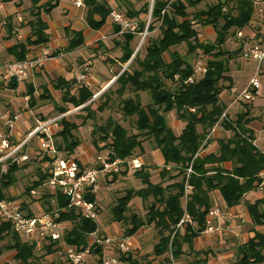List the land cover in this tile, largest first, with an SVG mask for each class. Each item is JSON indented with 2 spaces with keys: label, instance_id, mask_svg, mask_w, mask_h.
<instances>
[{
  "label": "trees",
  "instance_id": "1",
  "mask_svg": "<svg viewBox=\"0 0 264 264\" xmlns=\"http://www.w3.org/2000/svg\"><path fill=\"white\" fill-rule=\"evenodd\" d=\"M203 1L153 0L152 3H145L138 10L131 8L126 12V16L123 15L136 25L135 33L126 32L118 35L122 37V41L116 43L120 50L117 62L128 66L117 74L114 84L118 87L111 92V85L99 95V99L103 101L95 111L89 109L90 105L83 106L89 102L92 104V98L100 89L95 88L93 91L89 86L75 80L71 82L57 79L51 83L54 90L61 92L62 105L56 106L57 115L83 107L79 111L82 113L81 116L86 114V118L95 123L94 112H103L109 108L114 102L112 95H115L122 116L135 117L136 133L129 134L112 118L106 119L102 125L106 131L103 138L107 139L105 141L102 139L101 152H103L102 156H108L110 161L134 159L136 150L142 152V143L149 139L152 140L154 148L160 151L165 165L160 172L161 183L152 184L149 173L140 169L135 175L143 187L138 190H126L123 196L116 198L110 214L112 222L123 225L125 238L131 237L143 226H153L159 237L153 253L155 257L167 255L168 257L163 259L165 264H171V258L175 259L183 254L181 251L183 243H188L204 231L205 217L210 210L207 193L216 189L227 208L238 205L245 194L256 190L259 186L258 175L264 161V152L258 151L252 143V133L247 127L252 119H246L247 111L243 116L232 120L221 101V95L232 87L231 76L228 74L229 62L241 50V44L234 51L224 50V45L232 29L242 32L251 23L254 12L253 1L237 0L234 4V0H216L205 9L197 10ZM30 2L31 19L28 21L30 33L25 43L18 42L7 50L8 55L15 61H23L27 58L26 45L40 46L49 42L48 25L43 20L42 14H49L60 0H30ZM110 2L85 0L84 17L89 29L98 31L107 23L110 13L113 12L114 2ZM232 4L234 5L231 6ZM150 5L151 10H149ZM142 15L149 16L150 21H143ZM197 27H210L214 35L213 42L205 43L201 40ZM112 28L115 34L119 33L120 27L112 23ZM12 30L11 18H8L7 37L12 36ZM154 30L158 31L157 36L149 35ZM145 31L146 36L141 51L135 53L132 47L135 35ZM69 32L71 35L67 46L57 50L53 57L63 51L65 52L63 54H71L83 46L82 31L68 30L67 33ZM181 45L186 47L183 55L174 49ZM187 57H192V62H189ZM200 57H206L203 64L200 62L203 60H200ZM132 64L135 67L129 72L128 68ZM196 65L204 66L205 73L196 72ZM10 83V88L15 90L18 86L17 82L10 80ZM75 83L78 86L73 93L71 88ZM26 89V97L31 106L34 90L30 84L26 85ZM128 91L134 93L132 97L125 96ZM142 95L145 99L141 102ZM46 97L50 98V95ZM249 104L252 105V102H247L244 106ZM243 110H246L245 107ZM169 112H174L176 120L182 125L177 132L167 122L166 115ZM223 114L225 116L221 118ZM84 124L85 120L78 124L65 117L53 134L57 149L65 152L75 161L77 160L73 154L79 146V140L74 132ZM94 126L95 124L91 134L101 128ZM215 126H222L229 133V137L219 139L215 152H208L205 140ZM225 163H231L230 170L223 168ZM26 164L27 162L19 166L11 164L5 173H0V201L4 199L2 191L15 183V174L25 169ZM171 164L177 173L169 174L170 181L163 187L162 181L170 172L166 167ZM189 165L192 173L187 183L191 190L187 193L186 203H183L185 173ZM125 173L126 170L112 174L109 183H114L118 176ZM36 177L35 186L42 187L46 183L47 175L38 168ZM176 178L180 180L174 181L173 179ZM48 194L55 201L56 221L71 224L70 232L63 239L65 249L75 246L80 251L88 249L89 252L100 255L101 248L98 245H88L89 235L97 230L96 222L83 218L78 211L69 208L68 199L61 194ZM133 197H138L143 202L152 198L153 201L143 217L129 213L128 203ZM84 198L88 202H96V196L93 194L88 193ZM21 209L27 210L29 216L32 215L25 205H21ZM245 209L253 226H261L263 233L255 229L251 230L252 236L237 247L234 264H264V198L253 204H246ZM184 212L191 218L194 226L184 225L182 235L176 229V225ZM6 240L8 241L0 247V257L3 253L12 251L13 259L20 264H33L36 260L34 246L23 242L10 224L0 220V242ZM55 245L56 242L51 243L46 254H50ZM121 260L127 264H138L127 254L123 255ZM188 264H206V260L200 259V253L195 252Z\"/></svg>",
  "mask_w": 264,
  "mask_h": 264
},
{
  "label": "rangeland",
  "instance_id": "2",
  "mask_svg": "<svg viewBox=\"0 0 264 264\" xmlns=\"http://www.w3.org/2000/svg\"><path fill=\"white\" fill-rule=\"evenodd\" d=\"M109 1H113L114 3L112 4L113 6V12L120 14L121 16H126V12L130 11L131 8H133L134 10H138L140 9L145 3H151V0H109ZM237 0H234V4ZM253 4H254V12H253V17H252V21L249 24V26L245 29H243V31H236L235 29H232L229 33V36L227 38V42L224 45V50L227 51H234L237 50L238 47L242 46V43L245 42L247 44H256V43H262L264 44V0H252ZM16 2H20V7H21V12H20V17L22 18V22H28L30 18L29 16V8L26 9L29 5H30V0H14V1H6L3 2V0H0V10L1 5L4 4L5 7L7 8L8 12H11L13 10V6L16 4L18 5ZM216 0H204L202 3L199 4V6L197 7V10H203L206 8V6H208L209 4L215 3ZM234 4H232L231 6H233ZM230 6V7H231ZM150 10V8H149ZM85 12V9L83 10V13ZM189 12H193V10H189ZM25 15H23V14ZM6 16V21L9 18V16L7 14H3L0 16ZM85 15H83V21L85 23ZM48 21L49 23H52L54 26V32L57 35H60V29L66 25L67 23H73V21H70L69 18L63 14V10L62 7L57 5L56 7H54L49 15H47ZM79 18V17H78ZM14 19H16V16L14 15ZM77 19V18H76ZM141 19L143 21L149 22V16H145L142 15ZM108 22H111L110 17L108 18ZM71 23V24H72ZM112 23V22H111ZM86 30H88V33H86L83 36V40L84 43H91L92 38L95 36V31H89V27L85 24H82ZM114 25V24H113ZM156 26L158 24H155ZM198 28V27H197ZM198 34L201 40H203L205 43H212L214 40V35H213V31L211 30L210 27H205V28H198ZM238 32H241V34H243V40H239V37L236 36V34ZM110 34H105V38H101L102 40H104L105 42L110 43V48H107V46L105 44H103L104 46H98L96 44H94V48L92 50H89L90 48H85V47H80L78 50L74 51L78 52V56H76V58L79 61L84 62V59H87L88 61H91L93 59V69H92V73L94 74V77L97 78L99 81H103V77H107V72L106 69L104 67V64L101 61V58H105L107 57L108 54H110L112 57L116 58V56H120V50L117 47L118 45H115L118 41L117 38H112L111 36L113 35L114 32H112V29H110ZM158 31L154 30V32H152L149 35H153V36H157ZM67 37H69L71 34L69 32L66 33ZM148 35V36H149ZM242 37V36H241ZM121 40V37L119 38ZM145 40V37H142V34H136L135 35V39L132 42V47L135 51V53L137 51H141V45L143 44ZM119 43V42H118ZM87 46V47H88ZM114 46V47H113ZM66 47V46H65ZM62 47L61 49L65 48ZM176 49L178 52H180L182 55L185 53L186 51V47L184 45H181L179 47L174 48ZM60 50V49H58ZM61 53V52H60ZM65 53L64 51L61 53V55L59 54L57 57H52L53 54H55V52H53L51 54V57L54 61V59L56 60H64L63 63H66L67 60L65 59H71L68 55L63 54ZM72 53V54H74ZM241 50L239 53L235 54L232 58V60L229 62L230 65V70H229V76H231V80H232V87L228 90V93L230 94V90H234L237 91L238 93H240L241 91H243L244 89L247 88V86L249 85V82L251 79H256L260 82L261 84V88L259 90V95L253 98V100H251L252 105H246L244 106V104H247V102H239L237 104H239V107L241 108L242 105L245 107L246 110H241V112L238 115V118L243 116L245 114V111H247V114H245L246 119H252L255 120L254 123L252 124L255 132H256V144L258 147L263 148L264 149V127L262 126V124L264 125V65L262 66L260 72L257 75L256 78V64L254 61H247L244 60L241 57ZM143 55V53H141ZM96 55V57H95ZM142 55H140L142 57ZM94 58H99V59H94ZM206 58V57H205ZM205 58L200 57V62L203 64ZM166 59H168V56L166 55ZM198 59V58H197ZM112 62L114 63L113 59H111ZM187 60L189 62H192V57H187ZM13 61V60H11ZM79 65L81 64H76V67L71 66V69L74 71H80V72H84L85 68L84 67H80ZM113 65V64H112ZM125 66V68H127L128 64L123 65ZM121 67V66H120ZM135 67V65H131L128 68V71L131 72L132 69ZM114 68V66H113ZM121 70V69H120ZM118 71V70H117ZM1 72L4 74V70L2 69ZM33 72V71H32ZM39 76H41L39 74ZM30 78V76H29ZM29 78H26L23 82V84H26V82L29 80ZM42 79V77L40 78V80ZM50 79L45 77L43 78L41 81L44 82V84L42 83L41 88H39V86H36V90L38 92V96H36L37 98H35L34 96V100L31 101L32 103V107L29 105V103H27V98H24V93L21 92V88L19 89H15L12 90L10 88V81L8 80H3L5 82H0V130L2 132L5 131V127H4V120L3 117L5 115L8 114H13V115H17L18 116V120H17V125H19L20 127H22V123L25 122L27 124V122L29 121V124H31V126H33L34 122L33 119L30 118V120H26V112L25 111H30L33 110L32 113L34 115V117H36V119H46V118H51L54 116H57V113H55V110H52L50 112H48V110H50L51 108L54 109L55 106H57L56 102H58V100H55L54 97L47 98L46 96L49 94L48 91L45 89V86H49V81ZM51 82V81H50ZM221 86L223 84H220ZM23 86V85H22ZM170 86V85H169ZM118 86L116 84H112V86L110 87V91L113 92ZM93 91H95V88H92ZM108 89V88H107ZM46 91V92H45ZM73 91V90H72ZM73 93H75L73 91ZM102 93V92H101ZM133 92L128 91L125 96L126 97H132L133 96ZM44 96L43 98H38L40 96ZM114 102L111 103V106L109 108H107L106 110H104L103 112H94V122L92 123L90 119L86 118V114H83V116H81V112L79 113V111H81V109L83 107L89 106V109L91 108L92 111L96 110V107L99 105L100 102H102L103 100L99 99V94H97V96L93 99V103L89 104L87 103L85 106L81 107V109L76 112L78 113L76 114H72L69 116H66L67 119L69 121H71L72 119H76L77 123L79 124L82 120H85V125L80 126V128L77 129V135L80 141V146L77 147V153H75V155H81L84 153V149L83 147L85 146L87 148V151H91L92 153L95 154V156L100 152V154L102 155L103 152L102 148H101V142L103 141L102 139H104V141L107 139L106 137L103 138L104 135H106V131L102 128V125H104L106 119L108 118H112L113 120H115L117 123H119L121 126H123L129 134L131 133H136L137 131L135 130V117L133 118H129V117H124L121 114L120 111V106L118 104V98H116L115 95H112ZM141 102L142 99H145V96H141ZM37 105V107H35ZM60 105V104H58ZM232 105H230L229 107H231ZM34 108V109H33ZM37 108H39L37 110ZM238 108V107H236ZM234 109H231L230 112H233ZM97 117V119H96ZM175 113L174 112H169L166 115L167 118V122L172 123L176 118H175ZM85 118V119H84ZM257 120V121H256ZM93 124H95L94 127H101L99 129H97L96 131H94V134L92 133V128H93ZM181 127V124H180ZM24 134H22V136H25V132H23ZM74 135H76V132H74ZM95 136V137H94ZM76 137V136H75ZM93 138V142L95 143H99V145H97L96 147L92 144V139ZM77 138V137H76ZM150 141L151 143L152 140H147ZM19 142L16 141V138H11V145L13 147H15L16 145H18ZM37 140L36 139H32L28 145V149H25V152L28 154V162L26 164V168L23 170H26V172H24L23 170L19 173L16 174V178L17 181L16 183L11 186L10 188H8L7 190H3L2 191V195H3V200H6L8 202H12L14 203L16 206L21 207V205H25L29 211H31L34 214H40L43 212H50L55 210L56 206H55V201L53 198H50V195L48 193L49 190L47 187L42 186L37 188L34 184V182L37 180V170L38 168L40 170H42V166H41V162L39 161L37 157L38 156V150H37ZM99 149L98 153L96 151V149ZM144 149V153L140 159V161L142 163L145 164H150V165H158L161 163V158L162 155L158 150H153L152 145L149 143H145L143 146ZM65 153V152H64ZM66 154V153H65ZM76 155V156H77ZM161 157V158H160ZM134 173V171H130L129 174L132 175ZM26 190L28 192H26ZM35 203V204H34ZM34 204V205H32ZM31 207V208H30ZM106 214L108 215V212H106ZM98 215V214H97ZM96 221L100 224V218L96 217ZM63 238L62 240H60L59 242L56 243V245L51 249V253L50 254H46L47 253V248L49 247V245H44L42 248L39 249H34V255L36 257V260L33 262V264H67L68 263V259H67V253L65 251V245L63 243V239L64 236L67 235L70 230H71V224L69 223H64L63 225ZM247 229V227L245 226L243 228V230L245 231ZM261 232H263V228H260ZM103 232L101 231V229L99 228L98 231V235H102ZM245 239V237H242V240ZM6 241L0 242V247L2 245H4ZM94 243V239L92 237L89 236L88 238V245L91 246ZM13 252H5L3 253V255L0 257V263L1 264H20L18 261L14 260L12 257ZM110 256H112L113 258H115L117 260V264H118V260H120V256L123 253L118 252L115 248H113L110 251ZM108 254V255H109ZM82 260L80 262V264H101V262L99 261L100 259V255L93 253V252H89L88 249L85 252H82Z\"/></svg>",
  "mask_w": 264,
  "mask_h": 264
},
{
  "label": "crops",
  "instance_id": "3",
  "mask_svg": "<svg viewBox=\"0 0 264 264\" xmlns=\"http://www.w3.org/2000/svg\"><path fill=\"white\" fill-rule=\"evenodd\" d=\"M107 3H111L109 0H104ZM4 2V1H3ZM18 5L13 6V10L11 12L7 11V8L5 7L4 4L1 5V10L0 14H7L9 16V19L11 18V23L12 26L16 23V20L14 19L15 16H20L21 12V7H20V2H16ZM59 6L62 7L63 14L66 15L70 21H73V23H67L60 29V35H57L54 32V26L52 23H49L47 15L49 14H42L43 20L47 23L48 25V30L47 33L49 35V42L45 45H40V46H32V45H26V57L27 59H36L40 56L41 51L44 49H47L51 54L53 52H57L58 49H61L62 47L67 46L69 37H67L66 33L67 31H82L83 36L88 33V30L82 25L85 24L83 21V15H85V12L83 13V10L76 9L72 6V4L69 2V0H60ZM31 7V2L30 5L26 8L28 9ZM23 14V13H22ZM26 14V13H25ZM23 14V15H25ZM79 17V18H78ZM77 18V19H76ZM110 29H112V23L108 22L98 31H95V36L92 38L91 43L88 46V43H84L83 47L85 48H90L89 50H92L94 48V44L98 46H104L105 44L107 48H110V43L105 42L101 38H105V34H110ZM89 31H92L89 29ZM29 26L28 22H22L20 24V36L21 38L18 39L17 36L13 33L11 37H7L6 34V29L0 31V82L3 80H13L11 78H8L3 75L1 72L2 66L11 61L14 60L10 55H8L7 50L14 46L16 43H25L26 38L29 35ZM112 38H117L118 42L122 41V37L118 36V34L113 33L111 36ZM121 37V40L119 39ZM103 38V39H104ZM116 45V44H115ZM88 46V47H87ZM114 47V46H113ZM74 53V52H73ZM61 55V54H60ZM71 59H65L67 60L66 63H63L64 60H55L49 59L43 63V65L39 68H35L30 72V78L26 82V84L22 83H17L18 86L16 89L21 88V92L24 93V98L26 97V85L30 84L34 90L33 92V99L34 96H38V92L36 90V86H39L41 88L42 82L41 80L45 77L49 78V86H45V89L48 91V95H51V97H54L55 100H58L56 102L57 106L62 105L61 103V92L58 90H54L52 88V81L57 80V79H65L68 81H73L74 79V74L77 72V70L74 71V69H71V66L76 67V64H81L79 65L80 67H84L85 70L90 74L88 77V82H89V87L90 88H97L100 89L98 94L100 95L101 92L105 91L107 88H109L113 82L115 81L117 74H120L123 70H125V66L120 65L117 61L119 56H116V58L112 57L110 54L107 55L105 58H101L102 63L104 64V67L107 72V77H103V81H99L97 78L94 77V74L91 72L93 69V59L91 61H88L87 59H84V62L79 61L76 56H78V52H75L74 54H67ZM96 57V55H95ZM94 59H99V58H94ZM114 63H112V60ZM113 64V65H112ZM114 66V68H113ZM121 66V67H120ZM121 69V70H120ZM118 70V71H117ZM39 74L41 76H39ZM42 79L40 80V78ZM51 81V82H50ZM5 82V81H3ZM23 85V86H22ZM78 85L75 83L71 89H74ZM43 89V88H41ZM72 91V90H71ZM40 98V97H38ZM221 101L225 105V109L228 111V115L232 120H235L238 118L239 113L241 110L244 109V107H239V104L231 105L232 101V96L228 92H224L221 95ZM27 103H28V98H27ZM60 104V105H58ZM37 107V105L35 106ZM238 107V108H236ZM56 106L48 110V112L55 110ZM34 109V108H33ZM39 108H37L38 110ZM80 108H76V110L73 111V109H70L67 113L68 116L72 115L73 113L78 112ZM231 109H234L233 112H230ZM33 110L30 111H25L26 112V120H30V118L33 119V126L35 125V120L36 117H34ZM176 118V117H175ZM44 120V119H42ZM71 121H74L77 123L76 119H72ZM255 120L249 122L247 127L249 128L250 132L252 133V143L256 147V149L260 152H264L263 148H260L257 146L256 142V132L252 126ZM257 121V120H256ZM169 126L177 132L182 128V125L180 127V123L175 119L172 123H169ZM85 125V124H84ZM31 124H29V121L27 124L25 122L22 123V127L17 125V132L19 134H24L23 132L27 133L29 130L32 129ZM264 127V125L262 124ZM80 128V127H79ZM213 137H212V143L211 144H206L208 145L206 148L208 152H215L217 149V141L221 138H227L229 137V133L225 131L222 126H215L212 130ZM211 133V132H210ZM76 137L78 138L77 132H76ZM95 137V136H94ZM92 139V144L96 147L99 145V143L93 142ZM145 143H149L152 145L153 150H158L154 148L153 143L150 141H144L142 143V149ZM79 146H80V141H79ZM84 153L81 155H75L77 153V149L75 150L73 157L83 166H92L93 161L95 158L100 154L98 153L99 149L95 148L97 151V155L95 156L94 153L91 151H87V148L84 146ZM159 151V150H158ZM160 152V151H159ZM207 152V153H208ZM144 153V149L142 152L139 150H136V153L134 156V159H137L140 164L142 170L146 171L150 175V182L152 184H159L161 183V177H160V172L162 169L165 168L164 165V159L163 157L161 158V163L158 165H148L145 163H142L140 161L142 155ZM27 167V166H26ZM170 170V172L165 175L164 180L162 181V186L165 187L169 181L170 177L168 175H174L177 173V170H174L175 167L172 166V164L168 167H166ZM223 168L225 170H230L231 169V163H225L223 164ZM134 170V169H126V173L124 175L118 176L117 180L114 183H109L112 179V174L110 175H105L101 179V185L99 192L96 196V204H97V217L100 218V224L95 220L97 224V234L99 231V228L103 232L102 235H110L115 237L116 239H122L125 238L123 235L124 232V227L123 225L117 223V222H112L111 220V214L110 210L114 205V202L116 198L121 197L124 195L126 190H138L142 188V184L140 180L136 177V173L140 170ZM22 170L18 171L17 173L21 172ZM26 172V170H23ZM130 171H134L132 175L129 174ZM16 173V174H17ZM15 174V176H16ZM174 181H179L180 178L173 179ZM17 181V178H16ZM15 181V183H16ZM14 183V184H15ZM13 184V185H14ZM12 185V186H13ZM203 189V188H202ZM190 192V191H189ZM207 196L210 201V209H218L220 210L226 220L230 221L232 223V231L229 233H221V234H208L202 231V233L194 238L193 240H190L188 243H183L181 245V251L183 254H181L179 257L172 259L171 258V264H188L192 259L193 255L195 252L200 253V259H205L206 264H234L235 258H236V249L240 245L244 244L251 236V230L255 229L256 231L261 232L260 228L261 226H253L250 217L246 213L245 205L246 204H253L256 201H260L262 198H264V188H260L259 186L257 187L256 190L251 191L243 196L241 199L240 203L234 207L227 208L223 200L221 199L219 192L216 189L211 190L210 192L207 193ZM152 198H149L147 201H142L138 197H133L129 203H128V209L129 213H135L138 216H142L146 214V209L152 202ZM184 203V201H183ZM35 204V203H34ZM32 204V205H34ZM31 208V207H30ZM108 212V215L106 214ZM192 224V223H191ZM194 226V224H192ZM247 227V229L244 231L243 228ZM180 233L183 235V228L181 227L178 229ZM101 236V235H100ZM245 237V239L242 240V237ZM158 235L156 230L153 228V226H143L139 230H137L131 237H128L129 243H130V248L127 252H120L115 245H111L106 247L105 252L107 254L110 253V251L115 248L118 252L123 253L120 256V260H118V264H127L126 262L121 260V257L125 254L127 256H131V259L136 261L138 264H165L163 259L165 257H168L167 255L165 256H158L155 257L153 253V248L154 245L158 242ZM21 239V238H20ZM22 240V239H21ZM23 241V240H22ZM24 242V241H23ZM190 245V247H189ZM101 248V254L104 252L103 247L99 246ZM35 249V248H34ZM34 252V250H33ZM191 253V254H190ZM110 255V254H109ZM12 257H14V252L12 254ZM100 261V259H99ZM1 264V263H0ZM68 264V263H67ZM117 264V262H116Z\"/></svg>",
  "mask_w": 264,
  "mask_h": 264
},
{
  "label": "built area",
  "instance_id": "4",
  "mask_svg": "<svg viewBox=\"0 0 264 264\" xmlns=\"http://www.w3.org/2000/svg\"><path fill=\"white\" fill-rule=\"evenodd\" d=\"M72 6L79 10L85 9V0H69ZM152 3V1H151ZM151 10V5H150ZM111 22L120 27L118 35L126 32L135 33L136 25L124 16L115 12L110 13ZM6 16H0V31L6 29L7 21ZM16 23L12 26V32L20 36V24L22 18L16 16ZM146 36V31L142 33V37ZM239 40H243V34L238 32L236 34ZM242 36V37H241ZM241 57L244 60L254 61L256 64V78L264 65V44H247L242 43ZM67 55V54H66ZM53 57V56H52ZM51 53L44 49L36 59H25L23 61H9L2 66L6 77L13 79L17 83H22L29 77L30 72L39 68L43 63L52 59ZM57 57V56H56ZM195 71L205 73V67L196 65ZM87 70L84 72L77 71L74 74L76 82L89 86ZM261 84L256 79H251L246 89L238 93L237 91L230 90L232 96L231 105L239 102H250L253 98L259 95ZM95 95L92 100L96 97ZM78 109V108H77ZM76 109H73V111ZM69 113L57 115L51 118L36 119L35 125L29 130L25 136L17 132L18 116L8 114L3 117L5 131L0 130V173H5L8 166L11 164L22 165L28 162V154L25 149L28 147L32 139L37 140L38 158L41 162L42 172L47 175L46 183L43 185L48 188L50 194L59 193L68 199V207L73 208L86 219L95 221L97 217V204L96 202H88L84 197L90 193L97 196L101 179L105 175L119 173L126 169H140L141 164L137 159H128L121 161L119 159L110 161L108 156L98 155L93 161L92 166H83L67 154L57 149L54 139V132L59 128L60 121L68 116ZM225 114L222 115L223 118ZM213 133L207 136L205 143H212ZM11 138H16L19 142L18 145L13 147L11 145ZM204 143V144H205ZM28 149V148H27ZM201 150V149H200ZM199 150V151H200ZM264 154V153H263ZM192 173L191 165L186 169L185 185L183 200L186 203L187 193L191 190L188 185V177ZM259 187L264 188V161L262 170L258 175ZM29 211V209H28ZM28 215L27 210L21 209L12 202L6 200L0 201V220L7 222L11 225L12 230L26 243L33 245L34 248L39 249L44 245H50L53 242H59L63 238V224L56 221L57 210L50 212H43L40 214ZM186 224H191V218L184 212L182 218L176 225V229H180ZM232 223L224 217L223 213L218 209H210L205 217L204 232L208 234H221L229 233L232 231ZM94 239L92 245L103 247L104 252L100 257L101 264H116L117 260L105 252V248L115 245L120 252H127L130 248L128 238L116 239L110 235H98L97 230L89 235ZM87 250V249H86ZM85 250V251H86ZM67 259L70 264H80L82 260V252L77 247H67L65 249Z\"/></svg>",
  "mask_w": 264,
  "mask_h": 264
},
{
  "label": "water",
  "instance_id": "5",
  "mask_svg": "<svg viewBox=\"0 0 264 264\" xmlns=\"http://www.w3.org/2000/svg\"><path fill=\"white\" fill-rule=\"evenodd\" d=\"M153 2V0H151Z\"/></svg>",
  "mask_w": 264,
  "mask_h": 264
}]
</instances>
